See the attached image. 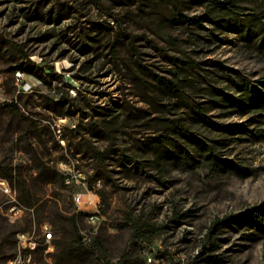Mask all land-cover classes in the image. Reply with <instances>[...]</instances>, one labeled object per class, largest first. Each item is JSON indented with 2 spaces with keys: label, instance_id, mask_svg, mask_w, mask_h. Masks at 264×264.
<instances>
[{
  "label": "rangeland",
  "instance_id": "374dc122",
  "mask_svg": "<svg viewBox=\"0 0 264 264\" xmlns=\"http://www.w3.org/2000/svg\"><path fill=\"white\" fill-rule=\"evenodd\" d=\"M0 79V264H264V0H0Z\"/></svg>",
  "mask_w": 264,
  "mask_h": 264
},
{
  "label": "built area",
  "instance_id": "2783aa9c",
  "mask_svg": "<svg viewBox=\"0 0 264 264\" xmlns=\"http://www.w3.org/2000/svg\"><path fill=\"white\" fill-rule=\"evenodd\" d=\"M23 78V74H18V79ZM1 82V79H0ZM68 182H71L70 179H68ZM0 192L6 193V194H11L12 193V188L9 183V181L5 178H0ZM75 202L77 205L82 204V194H77L75 196ZM23 209V206L20 204H15L10 208V211L12 213V216H16L18 213H20ZM99 219L98 213L93 212L90 213L88 216V220L93 221V224H96ZM53 237L52 232L47 229L45 231L44 239L45 241H50ZM18 240L20 244V248L18 251L17 256L10 262V264H24V254H29V247L32 246V241H37L34 234L32 233H26V232H21L18 234ZM84 242L85 243H91L92 239L89 238V235H84ZM31 264H35L34 262V254H31Z\"/></svg>",
  "mask_w": 264,
  "mask_h": 264
},
{
  "label": "trees",
  "instance_id": "16d2710c",
  "mask_svg": "<svg viewBox=\"0 0 264 264\" xmlns=\"http://www.w3.org/2000/svg\"><path fill=\"white\" fill-rule=\"evenodd\" d=\"M115 49H116V46L113 47V50L112 51L114 52ZM163 83L170 90H175V89L178 88V85L173 80H167L166 82H163ZM259 211L261 212V214H264V208L263 209H260ZM259 211H258V213H259ZM60 215H62V214H59V216ZM77 216L78 215L76 213H74L73 215H66L64 217L63 221L69 222V224H71L73 226V228L75 229V231H76L75 232V240H76V243L79 244V245H84V243H85L84 242V236L79 234V227H78ZM255 216H256V214H255V212H253L252 214H249L248 216L246 215L244 217L254 218ZM62 218H63V216H61V221H62ZM61 232L62 231H61L60 228L56 229V232H55L56 236H58L59 234H61ZM213 233H214L213 231H211L209 233L208 243L206 244V248L209 249V250H211L213 248V246H214L213 237H211V234H213ZM90 245L94 248V250L98 248V243L97 242H94V243L92 242V243H90Z\"/></svg>",
  "mask_w": 264,
  "mask_h": 264
},
{
  "label": "bare ground",
  "instance_id": "6f19581e",
  "mask_svg": "<svg viewBox=\"0 0 264 264\" xmlns=\"http://www.w3.org/2000/svg\"><path fill=\"white\" fill-rule=\"evenodd\" d=\"M18 74H23L21 72H18ZM88 222L93 224V221L88 220ZM38 241H32V246L29 247V254H24V264H31V254H35V251L38 248Z\"/></svg>",
  "mask_w": 264,
  "mask_h": 264
}]
</instances>
